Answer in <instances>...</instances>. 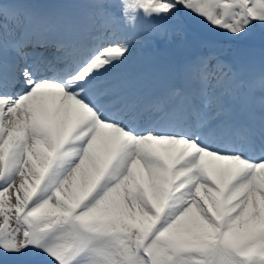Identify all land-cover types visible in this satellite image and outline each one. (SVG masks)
I'll list each match as a JSON object with an SVG mask.
<instances>
[{"label":"snow or ice","instance_id":"1","mask_svg":"<svg viewBox=\"0 0 264 264\" xmlns=\"http://www.w3.org/2000/svg\"><path fill=\"white\" fill-rule=\"evenodd\" d=\"M222 40L264 64V0H0V264H264V71Z\"/></svg>","mask_w":264,"mask_h":264},{"label":"bare ground","instance_id":"2","mask_svg":"<svg viewBox=\"0 0 264 264\" xmlns=\"http://www.w3.org/2000/svg\"><path fill=\"white\" fill-rule=\"evenodd\" d=\"M195 31L203 38L204 31L206 29L196 27ZM183 48V47H179ZM179 48H171L165 43H161L159 47L151 51H142L140 56L147 61H163V60H177L180 55ZM185 49V48H184ZM208 49L203 45H195L191 48L185 49V56L183 59L189 58L191 56L206 53ZM217 54H221V58L231 63L236 71L241 74L244 80H247L246 76L252 74V70L255 65V57L249 52V46L247 48L236 49L234 43L227 45H219L216 49Z\"/></svg>","mask_w":264,"mask_h":264},{"label":"rangeland","instance_id":"3","mask_svg":"<svg viewBox=\"0 0 264 264\" xmlns=\"http://www.w3.org/2000/svg\"><path fill=\"white\" fill-rule=\"evenodd\" d=\"M209 36H210L209 33L206 32V35L204 37L207 38ZM221 42L223 43V42H228V41L222 40ZM241 46L244 47V46H247V44H245V43L238 44L239 48H242ZM183 53H185V51L182 52V55H183ZM219 55L221 56V54H219ZM255 61H256V64H255V67L253 69L252 77L256 76V74H259L261 71H264V64L261 63L258 55L255 57Z\"/></svg>","mask_w":264,"mask_h":264}]
</instances>
